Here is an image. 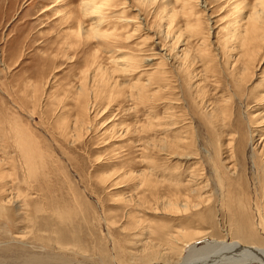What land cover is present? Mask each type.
Here are the masks:
<instances>
[{
	"label": "rangeland",
	"instance_id": "obj_1",
	"mask_svg": "<svg viewBox=\"0 0 264 264\" xmlns=\"http://www.w3.org/2000/svg\"><path fill=\"white\" fill-rule=\"evenodd\" d=\"M190 1L0 0V264H175L173 231L258 223L264 39L232 1ZM189 181L205 203L164 210Z\"/></svg>",
	"mask_w": 264,
	"mask_h": 264
},
{
	"label": "bare ground",
	"instance_id": "obj_2",
	"mask_svg": "<svg viewBox=\"0 0 264 264\" xmlns=\"http://www.w3.org/2000/svg\"><path fill=\"white\" fill-rule=\"evenodd\" d=\"M230 1H232L233 3L232 5L235 6V9L240 8L241 12H244L245 14L244 19L241 20L240 26L237 27L240 38H243V36L255 35L254 37L256 40L264 39V0H230ZM185 2L188 3L192 1L185 0ZM93 6L94 5H92V7ZM183 7L185 6L183 5ZM93 13L96 14L95 12ZM85 15L88 16L89 14L86 13ZM244 41L246 42V40ZM243 45L245 44L243 43ZM183 50L185 51V48ZM117 61L115 60L114 63L116 64L119 63L117 64L118 67L120 68H122L123 66L129 67L127 64H125L126 63L125 60L118 61V62ZM22 161L24 162L25 165L27 164L26 155H24V157L22 158ZM1 166L2 165L0 162V169H1ZM192 182L194 181H189L186 184L181 183L182 185L179 183L172 185V187H174V189H172L173 193L171 197L167 198V201L165 204L163 203L164 201L162 202L164 204L162 208H164V210L166 211H170L174 213H179V212L187 213V212L192 211L194 208L201 207V205L204 204L205 201L202 202V197L199 196V190L196 187H194L195 185ZM0 191L2 192V196H0L1 202L6 203V202H12L14 200V198H10L8 200L11 194L10 192L11 190L8 188L7 184H1ZM5 194L7 196H3ZM155 199H156L155 204H152L149 201L145 202L146 207L148 206V209H150L151 211L158 210L159 201L162 200L161 197H156ZM196 199H199V201L196 202ZM26 201L27 200L23 202L25 203L24 205L30 206V203ZM7 205H9V203H7ZM261 213H259L258 223L252 222L251 224L250 219H249V222L244 221L245 224L242 229L243 233L239 234V241H233V240L230 241L224 235L220 239L214 238L215 232H214V228L212 227L211 228L212 230H210V232L199 231V233H195V234L186 233L183 231H173L172 233L169 234L168 238L166 239L169 241V243L166 244V246L170 248L171 254L173 255L174 259L177 260L175 264H264V245L261 246L262 244H264V242L258 241V239L264 236V214H261ZM110 222L115 224V221L113 220H111ZM142 223H143L142 221L133 218V226L137 227L138 229L139 227L142 226ZM122 229L123 231H125L128 228L126 226H123ZM137 233H144V232L139 231ZM135 237L138 238L139 236L136 235ZM63 244L64 245L66 244L65 241ZM159 255L153 253L152 258L150 257L148 260L146 261L144 260L141 264H168L167 261H164V259H163L164 261L163 262L161 259L162 256L160 255L161 256L160 257ZM40 262L42 261L37 256H33L31 257L29 264H38ZM99 262H101V264H107L109 261L107 258H105V259L99 260Z\"/></svg>",
	"mask_w": 264,
	"mask_h": 264
}]
</instances>
